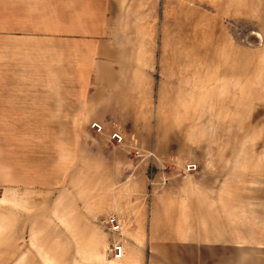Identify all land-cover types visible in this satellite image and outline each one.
<instances>
[{
	"label": "rangeland",
	"instance_id": "1",
	"mask_svg": "<svg viewBox=\"0 0 264 264\" xmlns=\"http://www.w3.org/2000/svg\"><path fill=\"white\" fill-rule=\"evenodd\" d=\"M145 5L106 23L98 71L43 41L41 71L8 73L0 264H264V0Z\"/></svg>",
	"mask_w": 264,
	"mask_h": 264
},
{
	"label": "crops",
	"instance_id": "2",
	"mask_svg": "<svg viewBox=\"0 0 264 264\" xmlns=\"http://www.w3.org/2000/svg\"><path fill=\"white\" fill-rule=\"evenodd\" d=\"M151 1L154 0H0V96H4V87L8 96V73L42 70L43 41L56 45L49 48L50 56L66 55L67 65L79 66L66 70H90L93 56L95 62L101 60L94 68L98 71L104 58L112 55V49L106 50L110 49L106 41L119 38L109 35L106 23L121 24L124 9L151 6ZM114 10L120 14H113V20L107 21L112 16L109 11ZM263 232L260 227L258 238Z\"/></svg>",
	"mask_w": 264,
	"mask_h": 264
},
{
	"label": "built area",
	"instance_id": "3",
	"mask_svg": "<svg viewBox=\"0 0 264 264\" xmlns=\"http://www.w3.org/2000/svg\"><path fill=\"white\" fill-rule=\"evenodd\" d=\"M91 129H93L96 133H102L104 130V127L102 124L98 122L91 123ZM109 140L114 145H123L125 141V136L118 130L114 129L109 134ZM131 153H134L135 155H141V149L138 146L132 145L131 147ZM185 168L188 172L195 171L197 168V164L193 162L186 163ZM106 226L109 232L112 235H121L124 229V222L121 220V218L113 213L108 214L105 218ZM107 255L109 256L110 260L112 262H119L123 259L125 256V241L122 239H115L112 238L111 242L107 245Z\"/></svg>",
	"mask_w": 264,
	"mask_h": 264
}]
</instances>
